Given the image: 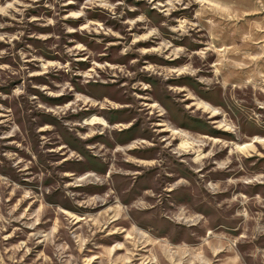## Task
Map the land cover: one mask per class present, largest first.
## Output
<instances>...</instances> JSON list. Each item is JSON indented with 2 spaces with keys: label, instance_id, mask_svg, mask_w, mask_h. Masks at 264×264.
Listing matches in <instances>:
<instances>
[{
  "label": "rangeland",
  "instance_id": "374dc122",
  "mask_svg": "<svg viewBox=\"0 0 264 264\" xmlns=\"http://www.w3.org/2000/svg\"><path fill=\"white\" fill-rule=\"evenodd\" d=\"M0 264H264V0H0Z\"/></svg>",
  "mask_w": 264,
  "mask_h": 264
}]
</instances>
